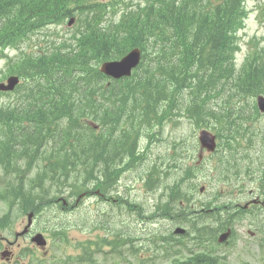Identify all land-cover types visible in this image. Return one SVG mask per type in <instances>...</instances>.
I'll list each match as a JSON object with an SVG mask.
<instances>
[{
  "label": "trees",
  "instance_id": "16d2710c",
  "mask_svg": "<svg viewBox=\"0 0 264 264\" xmlns=\"http://www.w3.org/2000/svg\"><path fill=\"white\" fill-rule=\"evenodd\" d=\"M96 1L0 0V52L18 47L42 28L67 19L74 18L81 31L76 42L69 37L58 47L38 44L22 53L12 67L8 63L10 74L21 76L22 83L13 94H6L13 95L12 99L0 103V199L8 207L0 218V229L7 228L10 216L18 212H34L39 219L51 199L79 194L90 183L108 190L115 169V179H119L135 161L123 163L138 152V146L131 143L135 140L132 133L122 129L123 125L129 121L131 128L135 122L138 128L161 126L160 106L156 112L161 100L168 102L169 109L164 114H171V120L181 121L186 115L201 125L207 123L209 113L213 114L220 124L213 125V129L221 143L229 145L241 133L239 117L233 115L236 103L264 95L262 50L252 53L239 72L232 108L214 111L209 107L214 101L212 94L222 97L227 81L236 72L233 59L239 49L237 33L247 17V0H144L143 4L119 0L124 6L120 20L106 24L109 12L101 11ZM260 16L264 20V4ZM133 47L142 49L141 64L129 81L115 86L126 93L122 103L130 98L127 107L109 99L113 96L109 92H103L108 99L100 102L102 96L93 87H79L75 76L81 75L83 69L121 58ZM94 74L97 81L103 82L98 69ZM146 85L149 87L142 90ZM109 110L119 113L113 123ZM222 110V116L217 115ZM137 114L138 121H134ZM100 173L108 178L104 184L94 179ZM193 173L187 167L176 176L168 193L158 200L169 201L156 206L152 214L149 210L146 217H181L179 223H184L186 210L189 213L192 209L186 181ZM161 174L157 172L159 180ZM147 179L146 190L153 191L159 184L153 178ZM130 208L139 218L145 217L142 204ZM111 219L105 213L99 221L86 224L91 231H104L102 237H106L82 245L83 263L92 264L96 254L102 252L118 256L127 253L138 264H223L216 238L218 228L204 233L197 225L196 234L186 236V241L176 240L172 232L165 234L155 229L139 238ZM45 231L55 235L53 230ZM105 246L109 251L104 250ZM165 246L168 248L164 251ZM261 259L264 264V256Z\"/></svg>",
  "mask_w": 264,
  "mask_h": 264
},
{
  "label": "rangeland",
  "instance_id": "374dc122",
  "mask_svg": "<svg viewBox=\"0 0 264 264\" xmlns=\"http://www.w3.org/2000/svg\"><path fill=\"white\" fill-rule=\"evenodd\" d=\"M113 1L117 0H104V2ZM96 2L103 6L102 0H98ZM247 7L250 15L245 23V29L241 30L239 33V43L241 46V51L237 55L238 65H240L247 57L250 47H256L259 45L261 46L264 39V23L259 19L257 15V2L250 1L247 3ZM119 16L120 12L109 13L104 24L111 22L113 19H118ZM78 27L79 26H77L75 22L69 25L68 20L65 23L59 25L49 26L37 32L36 34H33L28 41L22 43L20 46L5 50L4 55L8 56L9 58H14L13 62H16L22 56V53L30 50L33 45H38V43L42 45L46 43V41H48L49 43L45 44V46L58 47L61 45V42L69 37H71L73 42H76L81 37V31ZM250 40L253 41V44L248 43ZM255 47L251 50L255 49ZM5 62H7L6 59H1L0 61V83L4 82L10 75ZM95 69L99 70L100 67L91 65L90 68L83 69L84 71L82 72V74L79 76L76 75L75 78L78 82L79 87L82 85L93 87L99 96L105 97L103 96V87L95 79ZM152 73H154V70L151 71V77H153ZM199 80L201 81V79ZM148 82L151 83L152 80L149 79ZM108 87L109 89L105 88V91H109V93L113 95L109 99L121 105L124 96H126V93L122 94L121 92H117L123 88L112 89L110 88V86ZM147 87H149V85H146L142 90L147 89ZM196 97L197 96H195V100L200 101V99ZM12 98L13 96H5L0 94V103L6 102ZM105 98L108 99L107 97ZM161 101L164 104L167 103V101L165 100ZM136 104L138 105V103H135V105ZM159 106L160 102L157 103L156 112H158ZM213 110L216 111V109ZM108 115H111V122L113 123L114 118L118 117L119 113L117 111L109 110ZM138 117V114L135 115L134 121H138ZM172 121H174L175 123H168L164 127V129H160L162 125L160 126L158 124L153 125L152 127L150 125L145 127L141 125L139 127L142 136L145 137V144L137 145L138 152L136 153L135 157L133 159L131 157V159L127 161L131 162L132 160H134V166L126 171L124 175L120 176L118 186L113 183L112 187L108 190H105V188L103 187L102 190L105 192L102 191L100 193L104 194V197L98 193L92 195V193L85 192L86 194H88V196H83L81 198V200L83 199L84 201L81 204L82 208L79 207V204L75 206L76 203H72L73 205H71V210H63L60 205L53 203V200L51 199V201L41 211L42 215L40 216V218L38 220H35L33 227L34 231H36L37 229H50L54 231L53 233H55V235L53 237L55 238L56 242H54L47 236V250L50 254L46 256L43 255L41 251H37L35 246L30 243V240L28 238H21L18 242V245H15V247L12 249L15 257L11 264H65V260L69 256H75L82 251L84 252L82 245L87 241H102L103 239H105L104 236L102 237V234L105 233L104 231H101L99 229L91 231L90 227L86 225L87 223L90 224L91 222H94V220L99 221V219L105 213L112 217L111 220L114 224L120 226L122 225L124 229L129 228L134 232V235L139 238H142V236L146 237L147 231L152 229L161 230L163 233L166 232L165 234L170 233V230H173V225L176 222L174 219H171L170 217H156L149 219L148 217H146L149 210L152 209V212L150 213L152 214L155 212V206H157V208H159V206L162 207V204L167 203L169 200L165 199L162 201H156L159 198L161 190L158 192L147 191L144 188L142 181L137 180V178H153L157 175V172L161 170V178L157 184L162 187H172L175 181L173 177V171H169L168 167L165 166V164L167 157H170L171 160H174L177 153L180 155L183 168L191 164H196L199 166V173L197 177H195L196 181L194 179V183H198V185H201V183L205 182L207 179V182L203 184L206 186V188H208L207 192L205 194L196 193L197 200L194 201L193 204H195V206L198 205V208H200L204 204L214 202L217 199L215 198L217 195L216 192L219 190L216 187L218 186L216 182L213 183L214 185H209V176L210 174L214 175V172H211L208 163L204 164L205 158H203L202 161H199L198 159V154L200 152V144L197 137L198 129H203V127L205 126L192 125L193 122L189 123L186 119L181 121ZM145 123L147 124V122ZM241 126L243 127L244 125ZM213 127L214 126L212 125V127L208 129L214 133L215 130H213ZM257 130L261 131L258 128L256 130L249 129L250 132H256ZM161 131H163V138H161L159 134ZM241 132H243V130ZM152 137H154L153 146H146L148 140ZM143 140H141V143H143ZM132 143H137V139L133 140ZM219 146H221L223 149H229L230 147L233 148L239 158H243L247 152L251 155L250 151L248 150V141L245 139H240L238 145L236 144V142L229 145L219 142ZM235 146L238 148H235ZM259 150L260 147L257 151V155L259 154ZM253 155L255 156L254 152ZM253 164L254 162L252 161V165ZM246 165L247 163L241 160L239 166H232L228 168V170H226L224 179L229 181L232 189L240 187L243 181L244 184L247 182V178L244 173ZM180 170L181 171L179 172V175H182L184 170L181 168ZM117 173L118 169H115L113 177H116ZM239 175L240 178L237 179L236 176ZM94 179L103 180L104 184L108 178L102 174H95ZM118 187H120V192L123 195L124 199L142 204V206L146 209L143 213V216H145L144 218H139L136 215L135 211L124 210L123 214L120 215L116 210H114L111 205V198ZM182 187H184L183 184ZM77 196L78 193L74 195L64 194V197L72 201H77ZM218 202L222 201L219 200ZM7 211L8 207L4 202L0 201V218H2L4 214L7 213ZM208 218V221L213 220L211 216H208ZM10 219L11 221L9 227L0 229V237L12 242L13 240H15V234L17 232H21L27 224V215L25 213L18 212L10 216ZM182 222H185V218L182 220ZM202 222L204 223L205 221L203 220ZM246 223L247 222L245 221L243 225L238 224L236 226V234L231 239L230 243L222 248V252L229 256L226 264L263 263L261 259L263 255L259 250V239L255 237L251 238L248 235L247 231L250 226ZM184 224L188 226L190 225L192 229L196 227L195 224ZM184 224L183 227L187 229V226ZM64 225H68L71 228L67 230ZM105 248L106 246L104 247V250ZM167 248L168 246H165L164 251ZM92 264H138V262L136 258L127 253H124L123 258L119 259L113 254L106 255L102 252H98Z\"/></svg>",
  "mask_w": 264,
  "mask_h": 264
},
{
  "label": "bare ground",
  "instance_id": "6f19581e",
  "mask_svg": "<svg viewBox=\"0 0 264 264\" xmlns=\"http://www.w3.org/2000/svg\"><path fill=\"white\" fill-rule=\"evenodd\" d=\"M22 62L23 61H21V63ZM18 66H22V65H18ZM208 128H211V127H203V129L205 131H207L211 135L212 143H217L219 145V142H221V137L220 138L218 137L216 131H214V133H213ZM198 141H199V144H200V152L198 154V159H199V161H202L203 158H205V156H206L207 147L205 145H203V143L200 141L199 137H198ZM137 150H138V147H137ZM181 155H182V153H181ZM131 167H133V166H129L128 169H130ZM100 174L104 175V173H100ZM210 176H211V174H210ZM236 177L238 179V178H240V175L236 176ZM118 181H119V179H115V177H113V174H112L109 182H113V183H115L118 186ZM113 183L109 184V189L112 187ZM243 184H244V181H243L242 185ZM49 191H51V190H49ZM81 193L78 194V196H77L78 200L77 201H80L83 196H88V194H86L85 192L82 193V194ZM98 194H100L103 197L105 196L104 194H102L100 192H98ZM219 200L220 199H216L214 202L209 203L208 204L210 206L209 208H205L204 205H202L200 208H198V205L195 206V204L192 203L191 204V208H192L191 211L188 213V210H186L187 212H186V215L184 217L185 218V222L184 223L195 224L196 227H197V225H199L198 227L201 230H203L204 233L205 232L208 233V232L212 231L213 229H216L219 226H221L222 224L226 223L228 221V219H229V213H228V211H225L222 202H218ZM34 202L37 203L38 201L35 200ZM53 203H54V201H53ZM77 203L78 202H76L75 206H77L79 204V203L78 204ZM215 214H216V216H215ZM147 215H148V213H147ZM208 216H211L213 220L212 221H208V219H209ZM203 220L205 221L204 223L202 222ZM184 223H179L178 226H177L176 231L172 234V236L176 240L179 239V238H186V236H188V235H194L197 232L196 227L194 229H192V227L190 225L188 226V225H186ZM183 224L187 226V229L183 227ZM27 233H28V231H27Z\"/></svg>",
  "mask_w": 264,
  "mask_h": 264
},
{
  "label": "water",
  "instance_id": "95a60500",
  "mask_svg": "<svg viewBox=\"0 0 264 264\" xmlns=\"http://www.w3.org/2000/svg\"><path fill=\"white\" fill-rule=\"evenodd\" d=\"M139 62H140V52L139 50L136 49L130 52L125 57H123L120 61L104 63L102 66V72L117 78L127 77L131 75L132 70L139 65ZM18 83H19V78L16 76H12L7 80V83L0 84V91H12L15 89ZM258 101H259V107L264 111V98L260 97ZM200 141L203 143V145L209 148V146H211L212 144L211 135L206 131H202L200 136ZM32 217L33 215L31 214L29 216V225L25 228V231L21 233V235L27 232L28 228L31 225ZM226 238L227 235H223L220 238V242L225 241ZM33 241L42 247L46 245V241L44 237L40 234L35 236L33 238Z\"/></svg>",
  "mask_w": 264,
  "mask_h": 264
},
{
  "label": "flooded vegetation",
  "instance_id": "af4514ba",
  "mask_svg": "<svg viewBox=\"0 0 264 264\" xmlns=\"http://www.w3.org/2000/svg\"><path fill=\"white\" fill-rule=\"evenodd\" d=\"M146 126H148V125H146ZM148 213V212H147ZM27 234H33L31 231H28V233ZM11 245L10 246H6V245H4V246H2V248H4V250L5 249H8V250H11ZM13 256H14V254H13ZM13 259H14V257L11 259V261L10 262H12L13 261ZM0 262H4V261H2L1 259H0Z\"/></svg>",
  "mask_w": 264,
  "mask_h": 264
}]
</instances>
